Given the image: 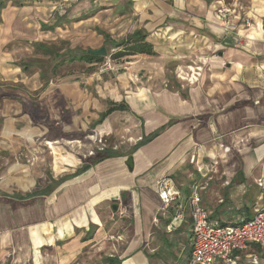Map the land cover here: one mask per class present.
<instances>
[{
	"label": "crops",
	"instance_id": "1",
	"mask_svg": "<svg viewBox=\"0 0 264 264\" xmlns=\"http://www.w3.org/2000/svg\"><path fill=\"white\" fill-rule=\"evenodd\" d=\"M20 5L1 12L0 69L17 68L15 54L6 50L15 42L55 43L69 38L76 22L83 30L97 27L100 45L86 51L109 45L103 34L121 42L137 32L154 54L124 58L121 70L103 79L94 80L89 71L50 86L38 85L36 78L28 82L32 92H41L39 105L53 123L69 113L76 128L66 136L77 137L89 125L100 136L118 138L107 148L112 155L96 163L60 144L51 151L49 172L5 165L0 264H188L190 214L185 206L178 216V204L193 186L201 188L210 221L220 225L250 219L264 205V0H21ZM223 8L232 11L226 21L217 14ZM200 56L208 58V67L196 85L183 86L175 68ZM112 104L126 110L107 113ZM40 133L8 125L4 149L14 155ZM172 174L183 177L181 198L162 213L155 183ZM233 255L234 264H264V247L256 244ZM150 256L156 258L149 261Z\"/></svg>",
	"mask_w": 264,
	"mask_h": 264
},
{
	"label": "rangeland",
	"instance_id": "2",
	"mask_svg": "<svg viewBox=\"0 0 264 264\" xmlns=\"http://www.w3.org/2000/svg\"><path fill=\"white\" fill-rule=\"evenodd\" d=\"M16 5L18 6V4ZM81 24L76 22L77 27H74L76 29L69 30L68 33L71 34L69 38L45 44L40 48L36 43H29V41H24L25 43L17 41L6 48V50L13 52V55L15 54L14 64L17 68H14L13 71L0 69V93L6 95L0 101V172L3 171L7 163L17 162L38 172L46 173L50 169L51 151L55 150L54 146L61 144L66 150L73 149L75 152L82 150L86 158H90L94 157L100 149L110 148L118 138L114 135L100 136L89 125L86 132L76 134L77 137H72L73 134L71 137L66 136L69 134V130L76 128L75 123L71 122L69 113L65 111L61 122L53 123L47 115V111L39 105L38 95L41 92H32V85L28 83L31 82V79L36 78L38 79V85L50 86L69 76L83 77L82 74H88L89 71L92 73L90 77L98 80L99 78L103 79L109 73L121 70L119 64L123 63L125 59L111 60L110 55L114 52L109 45L105 46L106 56L101 63L89 65L84 62L69 60L71 56L80 55L85 49H92L100 45V37L95 30L97 27L94 28L95 26H93L89 30H83ZM111 24L115 26V22ZM71 28L68 27V29ZM21 79L27 84H20ZM87 90L91 91V86L87 87ZM52 96L57 100V106L61 108L66 106L57 93H53ZM94 120H92V123ZM8 125L17 128H38L41 133L35 137L33 142L15 150L14 155H9L8 151L4 149L5 145L3 143V131ZM55 130L64 135L58 134ZM93 134H98L101 142L90 139ZM169 177L175 181L180 190L178 184H183V177L179 174H172ZM172 205L176 206L177 202ZM155 258L156 256H150L148 259L152 261Z\"/></svg>",
	"mask_w": 264,
	"mask_h": 264
},
{
	"label": "built area",
	"instance_id": "3",
	"mask_svg": "<svg viewBox=\"0 0 264 264\" xmlns=\"http://www.w3.org/2000/svg\"><path fill=\"white\" fill-rule=\"evenodd\" d=\"M231 12L223 8L217 14L226 21ZM244 24L249 27L251 22L245 19ZM207 67L208 58L200 56L188 64L176 67L174 73L183 86H194L200 81ZM91 138L101 142L98 134H93ZM200 190L199 186H193L186 201L178 204V216L185 206L190 214L192 235L188 264H234V252L244 250L250 244L264 247V205L250 219L220 225L210 221L208 213L201 205ZM155 191L159 199V211L162 213L167 212L181 198L179 188L169 176L157 180Z\"/></svg>",
	"mask_w": 264,
	"mask_h": 264
},
{
	"label": "trees",
	"instance_id": "4",
	"mask_svg": "<svg viewBox=\"0 0 264 264\" xmlns=\"http://www.w3.org/2000/svg\"><path fill=\"white\" fill-rule=\"evenodd\" d=\"M20 1L21 0H0V16H1V12L8 6V3L12 4V5L18 4V6H21ZM0 22H1V20H0ZM103 38H104V44L105 45L109 44L113 49H118V51H116L110 55L111 60H120L123 58H128L130 56L141 55V54H145V55H149V56L154 54L152 47L145 42V36L138 35L137 32L133 33L131 36H128L127 39H125L121 42L110 41V38L106 34H103ZM42 46L43 45H38L39 48ZM45 50L47 51V49H45ZM45 53H48V52H45ZM69 60L70 61H77V62H84L87 64H98V63L103 62L104 57H97V56L88 55L87 51L85 50L80 55L71 56L69 58ZM5 96L6 95L0 93V101L3 98H5ZM115 110L125 111L126 108H125V106H123V104H118V105L112 104L111 107L108 108L107 113H110V112L115 111ZM161 131L162 130H158V131L150 134L149 136L142 138L135 145V149L140 147L141 145L149 142L153 138H155ZM111 155H112V153L109 150L103 149L102 151H99L94 155L93 158L96 159L94 162L95 163L99 162L102 159L110 157ZM85 168H87V167L85 166L84 169ZM108 264H110V260H108Z\"/></svg>",
	"mask_w": 264,
	"mask_h": 264
},
{
	"label": "water",
	"instance_id": "5",
	"mask_svg": "<svg viewBox=\"0 0 264 264\" xmlns=\"http://www.w3.org/2000/svg\"><path fill=\"white\" fill-rule=\"evenodd\" d=\"M87 54L91 55V56H97V57H105L106 56V50L104 47H100L97 50H87ZM126 166L128 168L129 171H131L132 169V158L128 157V159L126 160ZM112 211H116L117 210V205H113L111 207Z\"/></svg>",
	"mask_w": 264,
	"mask_h": 264
},
{
	"label": "bare ground",
	"instance_id": "6",
	"mask_svg": "<svg viewBox=\"0 0 264 264\" xmlns=\"http://www.w3.org/2000/svg\"><path fill=\"white\" fill-rule=\"evenodd\" d=\"M51 148V147H50ZM52 149V148H51Z\"/></svg>",
	"mask_w": 264,
	"mask_h": 264
}]
</instances>
